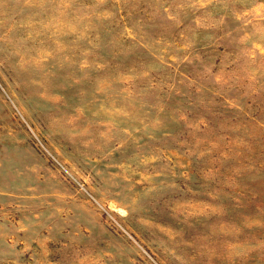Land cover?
<instances>
[{
    "label": "rangeland",
    "instance_id": "rangeland-1",
    "mask_svg": "<svg viewBox=\"0 0 264 264\" xmlns=\"http://www.w3.org/2000/svg\"><path fill=\"white\" fill-rule=\"evenodd\" d=\"M0 264H264V0H0Z\"/></svg>",
    "mask_w": 264,
    "mask_h": 264
}]
</instances>
